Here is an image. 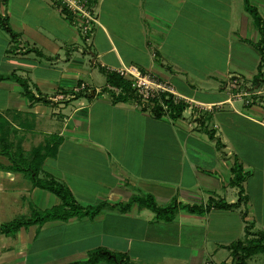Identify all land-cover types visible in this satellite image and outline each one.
<instances>
[{"label": "crops", "instance_id": "1", "mask_svg": "<svg viewBox=\"0 0 264 264\" xmlns=\"http://www.w3.org/2000/svg\"><path fill=\"white\" fill-rule=\"evenodd\" d=\"M249 1L264 24V0ZM90 6L98 24L85 41L59 0H0V76L23 78L36 99L0 80V224L61 204L13 169L37 159L36 150L45 156L39 178L63 184L83 209L101 206L94 216L0 234V264H71L97 249L134 264L233 263L236 242L264 233L254 219L264 209L260 27L244 0ZM122 66L151 72L200 104L221 105L159 118L130 99L115 101L104 90L109 71ZM230 75L244 78L250 105L228 103L238 92ZM148 195L159 208L176 201L174 217L131 202Z\"/></svg>", "mask_w": 264, "mask_h": 264}, {"label": "trees", "instance_id": "2", "mask_svg": "<svg viewBox=\"0 0 264 264\" xmlns=\"http://www.w3.org/2000/svg\"><path fill=\"white\" fill-rule=\"evenodd\" d=\"M246 10L252 15L255 19L257 25L260 27L262 34L264 35V24L260 15L258 14L257 9L251 5L249 0H244ZM261 55V64H260V74H263L262 69H264V40L255 45ZM12 80L18 83L25 97H27L30 101H34L35 96L29 89V86L23 78L18 77L15 74L11 76H0V80ZM111 88H116L120 92L116 94ZM87 90V88L85 89ZM111 92L113 94V99L115 101H126L127 99H131L133 97V92L130 87V83L123 78H121L116 73L109 72L108 73V87L104 90ZM41 99V98H37ZM165 104L169 107L170 115L174 118L181 117L185 112L187 105L185 103L175 104L172 101H166ZM153 114L156 117H162L164 115L163 107L161 105H157L153 109ZM37 159H34L30 165L21 164L15 162V166L13 169L16 171L23 172L27 175V177L32 181L33 185L39 187L41 189H45L53 194H55L60 200L61 204L55 206L51 209L40 211L34 210L32 215L29 218L15 219L7 223L0 224V234L5 235H15L17 231L22 227H27L35 224H42L47 221L52 220H68L72 217H82V216H94L96 215L101 206H98L94 209H83L79 206L74 200L70 190L65 187L63 184L57 182L54 179H42L39 178V171L41 167V162L45 156L41 155L39 151H34ZM131 202H137L141 205L153 210L158 217L171 220L174 217L175 211L178 208L177 202H173L171 205L159 208L155 204L154 197L148 195L146 197H134ZM213 207L217 209L223 208H231L237 204H225V203H214L210 202L208 207ZM180 207L188 210L189 212H201L203 210L200 206H189V205H180ZM247 237L251 235L250 232L246 233ZM255 237L246 238L245 241H238L232 247L234 259L231 264H247V260L254 255L264 253V233L255 234ZM101 261H110L115 264H134L129 261L128 257L124 254H113L106 249H97L89 254V257L86 261L83 262H74L71 264H98Z\"/></svg>", "mask_w": 264, "mask_h": 264}, {"label": "built area", "instance_id": "3", "mask_svg": "<svg viewBox=\"0 0 264 264\" xmlns=\"http://www.w3.org/2000/svg\"><path fill=\"white\" fill-rule=\"evenodd\" d=\"M64 16L78 29L80 35L88 41L94 28L98 24V18L94 14L90 6V0H59ZM264 40V36H263ZM116 73L124 80L130 83L133 92V97L130 99L136 108L141 111L152 112L157 105L163 107L164 115H169V107L165 104L166 101H172L175 104L185 103L186 110L193 111L198 109L201 112L211 113L214 108L221 104H200L191 98L179 94L174 85L167 81L158 78L151 72H143L134 66H122L118 69L110 71ZM229 87L231 90L238 89V92L232 93L227 100L230 105L233 101L240 100L245 105L252 103L249 99V94L245 90V80L239 75H230ZM86 86L77 89L85 90ZM116 94L120 91L116 88H111ZM66 97L60 96V99Z\"/></svg>", "mask_w": 264, "mask_h": 264}, {"label": "rangeland", "instance_id": "4", "mask_svg": "<svg viewBox=\"0 0 264 264\" xmlns=\"http://www.w3.org/2000/svg\"><path fill=\"white\" fill-rule=\"evenodd\" d=\"M216 108H219V107H216ZM216 108H214V110ZM34 156H35V154H34ZM255 196L257 197V194H255ZM253 199H255V198H253ZM260 200H261V202H264V191H263V193L260 194ZM258 213L259 214L254 219H256V221H257V223L259 225L263 226L264 225V209H261L260 211H258ZM22 218H29V217H18V218H14L13 220H15V219H22ZM262 230H264V229H262ZM248 264H264V254H260L258 256H255L251 260H248Z\"/></svg>", "mask_w": 264, "mask_h": 264}]
</instances>
